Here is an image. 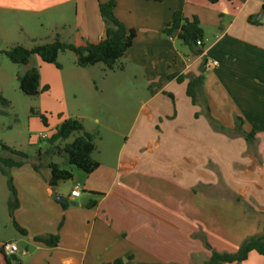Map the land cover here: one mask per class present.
<instances>
[{
    "label": "crops",
    "instance_id": "crops-1",
    "mask_svg": "<svg viewBox=\"0 0 264 264\" xmlns=\"http://www.w3.org/2000/svg\"><path fill=\"white\" fill-rule=\"evenodd\" d=\"M107 1L0 0V17L15 25L29 17L52 40L84 45L103 37L98 4ZM115 3L117 20L136 33L119 64L146 74L147 100L121 143L112 139L108 151L94 143L98 166L90 174L54 157L72 175L53 186L66 209L51 198L49 169L9 171L18 201L11 222L27 234L8 243L23 264H203L213 251L234 253L264 234V23L257 20L264 0ZM175 11L199 21L196 54L161 35ZM205 61L218 65L204 71ZM41 71L39 87L49 88ZM197 76L193 104L186 86ZM68 118L103 142L81 116ZM236 118L242 134L234 131ZM75 186L79 196L71 198ZM48 235L58 236L55 247L33 241ZM239 264H264V256L250 252Z\"/></svg>",
    "mask_w": 264,
    "mask_h": 264
},
{
    "label": "rangeland",
    "instance_id": "rangeland-1",
    "mask_svg": "<svg viewBox=\"0 0 264 264\" xmlns=\"http://www.w3.org/2000/svg\"><path fill=\"white\" fill-rule=\"evenodd\" d=\"M11 22L6 23L0 17V98L7 102L0 101V157L8 156L1 150L4 144L29 155V165L37 163V151L48 147L47 139L41 136L49 138L58 122L67 115L81 116L88 128L98 131L103 142L98 139L93 142L99 149L108 151L113 141L121 143L139 114L141 103L147 100L146 74L129 65L123 70L116 68L105 73L101 71L104 68L101 64L81 69L75 65V55L69 51L58 55L60 69L41 62L36 56H32L27 65L12 64L2 52L17 45L30 49L52 39L40 22L29 17L24 18L23 25ZM72 38L65 37L66 43H71ZM30 68L42 70V81L49 86L34 97L23 95L17 81L18 76ZM50 72L60 75L63 96ZM40 115L45 117L46 125L42 124ZM71 141L72 137L66 142ZM97 154L93 155L97 157ZM53 162L61 163L56 158ZM63 167L75 169L66 164ZM9 197L6 179L0 175V244L19 237L9 216Z\"/></svg>",
    "mask_w": 264,
    "mask_h": 264
},
{
    "label": "trees",
    "instance_id": "trees-1",
    "mask_svg": "<svg viewBox=\"0 0 264 264\" xmlns=\"http://www.w3.org/2000/svg\"><path fill=\"white\" fill-rule=\"evenodd\" d=\"M161 3L164 0H145ZM210 4H215L218 0H207ZM116 3L115 0H108L105 3L98 4L99 16L104 25V34L101 39L94 43H85L84 45H74L62 42L57 36L45 44L35 45L30 49L22 46H14L11 49L2 52L6 58L15 65H27L32 56H36L41 62L53 65L60 69L61 66L57 62L60 53L69 51L75 55V65L84 69L98 64L104 66L107 70H113L123 67L119 64L127 49H129L136 37L133 29H127L114 15ZM161 35L165 38L177 40L185 46L191 54H196L200 47L196 46L197 41H201L203 37L202 29L196 17L191 19L185 18L181 11H175L171 20L165 25L161 31ZM170 78V77H169ZM39 72L36 68H30L17 81L20 92L29 97H34L40 92L46 91L48 87H39ZM181 81L180 78L177 79ZM202 84V77L197 76L190 78L186 86V94L195 103L194 92L199 89ZM2 104L7 102L0 98ZM43 125H46V119L40 115ZM242 121L239 118L235 120L234 131L242 134ZM247 141L253 139L254 133L244 135ZM72 137L71 142H66ZM48 147L45 150H38L36 153V162L30 163L34 171L46 168L50 171L49 186L53 187L58 182L71 180L72 175L69 171L63 170L59 165L53 162L54 157H61L65 164L74 167L76 170L85 175L95 170L98 164L93 161L92 153L95 150L94 137L84 131L81 121L73 118L63 120L50 135L46 138ZM1 150L5 151L8 156L0 157V175L6 179V187L10 197L7 202L9 216L12 219L13 211L18 206L17 194L9 174L11 169H19L29 163L30 157L25 152L10 148L1 144ZM94 202L89 204L92 206ZM63 209L67 208V203H61ZM14 229L21 235L26 236V231L12 221ZM33 241L43 244L47 247H55L59 238L57 235H48L44 237H34ZM0 252L3 255L5 264H23L14 254L6 256L0 246ZM250 252H255L260 256H264V234L251 237L244 240L234 253H218L213 251L209 259L203 264H232L244 262ZM114 264H121L116 262Z\"/></svg>",
    "mask_w": 264,
    "mask_h": 264
},
{
    "label": "built area",
    "instance_id": "built-area-1",
    "mask_svg": "<svg viewBox=\"0 0 264 264\" xmlns=\"http://www.w3.org/2000/svg\"><path fill=\"white\" fill-rule=\"evenodd\" d=\"M262 11L264 12V4L262 6ZM196 46L200 47L201 41H197ZM217 65H218V63L216 61H205L203 64V69H204V71H208L211 68L216 67ZM41 138L46 139L47 137L44 135V136H41ZM78 196H79V189L77 186H75L70 192V197L74 198V197H78ZM1 248L3 250V253L6 256L13 255L17 251L16 246L14 244H10V243H5V244L1 245Z\"/></svg>",
    "mask_w": 264,
    "mask_h": 264
},
{
    "label": "water",
    "instance_id": "water-1",
    "mask_svg": "<svg viewBox=\"0 0 264 264\" xmlns=\"http://www.w3.org/2000/svg\"><path fill=\"white\" fill-rule=\"evenodd\" d=\"M257 20L258 21H261L262 23H264V12L262 11L258 16H257ZM51 198L54 199L55 201H58V202H64V199L61 198V197H57L55 194H54V189L53 187H51Z\"/></svg>",
    "mask_w": 264,
    "mask_h": 264
}]
</instances>
